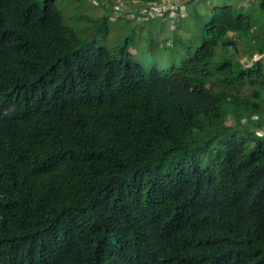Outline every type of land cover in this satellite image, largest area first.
Here are the masks:
<instances>
[{
    "label": "trees",
    "instance_id": "trees-1",
    "mask_svg": "<svg viewBox=\"0 0 264 264\" xmlns=\"http://www.w3.org/2000/svg\"><path fill=\"white\" fill-rule=\"evenodd\" d=\"M243 7L164 71L58 0H0V264H264V19Z\"/></svg>",
    "mask_w": 264,
    "mask_h": 264
},
{
    "label": "rangeland",
    "instance_id": "rangeland-1",
    "mask_svg": "<svg viewBox=\"0 0 264 264\" xmlns=\"http://www.w3.org/2000/svg\"><path fill=\"white\" fill-rule=\"evenodd\" d=\"M106 1L58 0V4L62 10L64 9L63 15L66 24L71 26L81 37L90 35L93 27L101 23V33L93 35L97 43L103 42L111 49L123 46L125 51L147 69L157 67L164 71L179 68L183 57L188 55L189 49L200 43L201 35H206L204 28L209 24V16L212 11L227 4L238 6L241 3V0H194L189 6V10L194 15L180 21L178 25L180 33L177 35L182 37V42L178 38L168 46L165 41L169 30L168 25L160 21L137 23L127 16V18H118L117 21L111 20L109 16L104 14ZM110 1L114 2L115 0ZM116 1L118 3L122 0ZM63 3H67L69 6L65 4L62 7ZM243 11L251 16L253 21L257 22V20L264 19V10L260 8L257 2L250 7H243ZM102 17H105L106 20ZM252 30L258 33L256 28H252ZM228 34L239 45V50L233 53L235 58L243 59V63H247V65L252 64L254 60L261 59V55L254 54V58H250L248 55L241 54V50H245L249 43L245 42L242 35L235 39V34ZM222 43L223 41L220 42L219 46ZM233 46L234 44L230 43L228 48H224V50H233ZM246 117L247 114L241 112V118L245 120Z\"/></svg>",
    "mask_w": 264,
    "mask_h": 264
},
{
    "label": "built area",
    "instance_id": "built-area-1",
    "mask_svg": "<svg viewBox=\"0 0 264 264\" xmlns=\"http://www.w3.org/2000/svg\"><path fill=\"white\" fill-rule=\"evenodd\" d=\"M192 0H158L145 4L135 3L136 6L128 8V13L138 21L149 19H162L170 23L171 27L188 16L187 4ZM253 0H243L245 4ZM125 9L124 6L117 7V10ZM259 134L264 135V129Z\"/></svg>",
    "mask_w": 264,
    "mask_h": 264
},
{
    "label": "crops",
    "instance_id": "crops-1",
    "mask_svg": "<svg viewBox=\"0 0 264 264\" xmlns=\"http://www.w3.org/2000/svg\"><path fill=\"white\" fill-rule=\"evenodd\" d=\"M194 0H192V1H190L188 4H187V12H188V16H189V13H190V10H189V6H190V4L193 2ZM254 1H258V0H253L252 2H250V3H247V4H245L244 2H243V0H241V3H242V5L245 7V8H247V7H250L251 5H252V3H254ZM187 16V17H188ZM186 17V18H187ZM134 22H136V21H134ZM141 22V21H140ZM150 22V21H149ZM165 22L167 23V25H169V30H170V33L172 34L173 33V35L174 36H178L177 34H179L180 32H179V29H178V25H179V22L180 21H178L176 24H175V26L174 27H171V25H170V23H168V21H166L165 20ZM145 23H147V22H145ZM244 37V36H243ZM237 38V36H235V39ZM245 38V42H248L249 44H248V46L246 47V49H251V43H252V41L247 37V36H245L244 37ZM236 42V41H235ZM167 43V42H166ZM172 43H174V41H173V38L170 40V45L172 44ZM237 43V42H236ZM239 46V45H238ZM246 49H245V51H246ZM241 54H244V55H249L248 53H244L243 52V50H241ZM244 55H243V57H244ZM256 55V54H255ZM258 55V54H257ZM242 57V58H243ZM261 57H262V55H261ZM254 58V57H253ZM245 59V58H244ZM241 60V62H243V59H240ZM247 64V63H246Z\"/></svg>",
    "mask_w": 264,
    "mask_h": 264
},
{
    "label": "clouds",
    "instance_id": "clouds-1",
    "mask_svg": "<svg viewBox=\"0 0 264 264\" xmlns=\"http://www.w3.org/2000/svg\"><path fill=\"white\" fill-rule=\"evenodd\" d=\"M135 3H137V2H135ZM135 3H134V6H136ZM134 6H133V7H134ZM133 7H132V8H133ZM127 17L131 18L132 20L138 21V20H136L135 17H133V16L130 17V16L127 15ZM170 34H171V33L169 32L168 35H167V40H169V41L167 42V41L165 40V41L167 42L166 44H167L168 46L170 45V44H169V43H170V40H171L172 38L175 37V36H174L175 34H174V35H173V33H172L171 35H170ZM263 129H264V128H263ZM261 131H262V129L259 130V131H257V133H258L259 136L264 137V135L259 134V132H261Z\"/></svg>",
    "mask_w": 264,
    "mask_h": 264
}]
</instances>
